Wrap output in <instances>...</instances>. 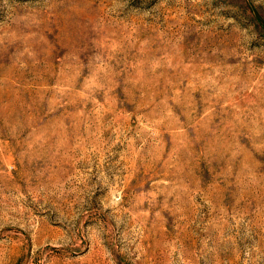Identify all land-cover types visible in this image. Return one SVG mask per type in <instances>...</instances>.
I'll use <instances>...</instances> for the list:
<instances>
[{"label": "rangeland", "instance_id": "rangeland-1", "mask_svg": "<svg viewBox=\"0 0 264 264\" xmlns=\"http://www.w3.org/2000/svg\"><path fill=\"white\" fill-rule=\"evenodd\" d=\"M0 264H264V0H0Z\"/></svg>", "mask_w": 264, "mask_h": 264}]
</instances>
